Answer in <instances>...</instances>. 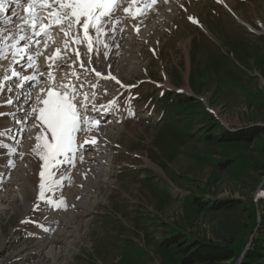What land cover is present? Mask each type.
Masks as SVG:
<instances>
[{
  "label": "rangeland",
  "instance_id": "374dc122",
  "mask_svg": "<svg viewBox=\"0 0 264 264\" xmlns=\"http://www.w3.org/2000/svg\"><path fill=\"white\" fill-rule=\"evenodd\" d=\"M163 7L165 14L149 17L154 20L136 40L137 53L122 55V82L139 95L132 101L123 95L103 123L110 126L104 155L113 165L102 168L96 194H71L68 206L79 177L78 189L90 185L89 170L76 157L74 166L55 169L63 177L58 183L43 169L46 199L40 200L43 162L33 148L41 129L30 111L31 128L18 145L9 132L11 115L0 116V145L7 146L0 147V198L6 196L0 201V264H182L186 252L166 244L174 236L186 246L228 248L236 257L220 264H241L264 238V0H171ZM15 105L0 112L14 113L21 107ZM252 129L259 132L249 142L214 139ZM78 136L81 154L90 139ZM10 159L14 167L6 166ZM19 191L26 194L21 200ZM50 200L60 206L44 203ZM87 200L91 207L75 209ZM220 202L234 207L210 206Z\"/></svg>",
  "mask_w": 264,
  "mask_h": 264
},
{
  "label": "snow or ice",
  "instance_id": "6c2138e0",
  "mask_svg": "<svg viewBox=\"0 0 264 264\" xmlns=\"http://www.w3.org/2000/svg\"><path fill=\"white\" fill-rule=\"evenodd\" d=\"M25 2L28 4L24 9L27 17H21L15 11L9 16L0 17V24L12 25L0 28V61L9 62L4 74L0 76V108L14 105V99L8 93H16V99L19 100L25 91V84L37 82L38 77L43 76L38 64V57L43 55L38 50L40 40L50 37L57 28L66 37L63 48L58 47L54 55L45 57L47 80L51 83L46 89H41L31 107V113L37 122L33 126L41 129L34 137L36 143L33 152L43 162L39 173L41 179L38 197L43 201L46 199V172L43 169L49 170L47 179L53 184L58 183L63 177L55 169L63 163L74 166L73 161L79 148L77 135L92 131L93 125H99V121H94L90 113L100 110L94 101L101 84L93 83L88 75L94 73L101 80H116L111 73L104 76L95 68L86 67L79 46L87 42L88 53H94L98 57V45L103 40L107 57V40L111 38L115 41L117 29L123 31L120 25L127 17L116 15L125 0H0V13L7 12L9 5L19 7ZM123 11L127 14L130 9L125 7ZM143 14V11L139 12V15ZM13 17L21 23L16 24ZM73 55L75 59H72ZM22 60L25 63L22 64ZM91 63L92 56L89 55L88 64ZM25 67L31 70V75L23 74ZM65 67L72 70L56 80V73L63 72ZM116 82L120 83L119 80ZM104 92L107 93L106 88ZM28 99H32L30 92ZM5 115L14 116V113L0 112V116ZM19 122H23V118ZM4 134L5 132H0V135ZM88 142L85 140V143ZM10 155H16L15 148L10 150ZM6 166L14 167V161L10 159ZM48 190L51 191L52 188L49 186ZM36 210H39V205H36Z\"/></svg>",
  "mask_w": 264,
  "mask_h": 264
},
{
  "label": "bare ground",
  "instance_id": "6f19581e",
  "mask_svg": "<svg viewBox=\"0 0 264 264\" xmlns=\"http://www.w3.org/2000/svg\"><path fill=\"white\" fill-rule=\"evenodd\" d=\"M157 1L158 2L155 3L156 7L150 8L147 11L146 8L148 6H151V2H149L148 0H126L125 3L123 4L124 6L121 7V10L116 13L117 16L122 17V18L128 16L127 18L123 19V23L120 25V27H121L124 24L125 27H123V31H119V29H117V33L115 35V41H113L111 38H109L107 40V44H108L107 57H105V49H104L103 54L101 56H98V57L94 53H89V55L92 56V60H94V61H92L91 65H89L88 64V59L85 58V57H87L89 55L88 54L84 55L85 54L84 53V54H82L81 58L84 60L85 66L89 67V68H95V70L97 72L102 73L104 76H107L109 73H111V75L114 76L116 78V80H119L120 82H122L124 76L121 73V71H122L123 67L127 63L125 61V59L122 58V55L124 53L126 54V52L128 54L135 55V53H137L136 51H134V49H135L134 45H135L136 40L142 39L140 36L142 35L141 34L142 31L147 27V23L151 22L152 20H154V19H149V17L154 18V16L166 13L167 9L163 7V4H160L159 6H158V4H159V2L166 3L169 0H157ZM222 4L225 5L224 3H222ZM27 6H28V4H27ZM13 7H14V5H9L8 6V11L6 12V14L3 15L4 13H0V17L9 16L11 14V12L14 11V10H11V8H13ZM125 7L129 8V9L132 7L134 13L129 16L128 13L126 14L123 11V8H125ZM227 10H228V8H227ZM141 11L144 12L143 15H139V12H141ZM27 15L28 14L26 12H24L22 17H27ZM13 21L16 23L18 20L15 21V19L13 18ZM19 23H21L20 20L16 24H19ZM155 23H156V21H155ZM126 25H128L130 28H127ZM3 27H12V25L9 24V25L6 26L4 24H0V28H3ZM137 28L139 29V31H137ZM250 30H252V29H250ZM59 35H64V34L59 31ZM143 36H146V32H145V34ZM65 38L66 37L63 36V39H65ZM50 41H51V39L47 38V37H44L43 39L40 40V44L38 46V50L40 52H42L43 55H44L45 49H47L46 46L51 44ZM21 43H23V42H21ZM84 45H87V42L82 44V46H84ZM56 48H58V47H56ZM56 48L52 49L46 56L54 55ZM60 48H63V41L61 42ZM43 55H40L38 57V64H39L40 72L43 74V76L38 77V81L37 82H31V83H26L25 84V86H24L25 87V91L23 92V94L20 96V99L18 100V101H22L23 100V102L25 103V106H24L25 108H24L23 113H22L23 115H21V114L19 115L18 114V110H17L15 112L14 117H12L14 119L15 124L17 126L12 127L11 131L12 132L14 130L19 131V132H17L18 133L17 137H19L18 142L20 141L21 144H22L21 141L25 140V138H23V135L25 134V137H26L27 131L31 128V126H30V122L31 121H28L27 119H24V118H23L24 119L23 122H19V121L21 120V118L23 116H25V113L27 111L26 108H29V110H31V108H30L31 104L35 100V97L37 96V94H39L41 92V87L39 85L40 82L43 79L45 81H48L47 80V72L45 70V66H46L45 57L46 56L44 57ZM21 63L23 64V63H25V61L22 60ZM8 66H9V62L7 60L0 61V72H1L0 76H2L4 74V69L7 68ZM76 67H77V69H79V64H77ZM71 70L72 69H70L68 67H65L63 72H59L60 76L56 80H60V78L64 75L65 72H70ZM23 74L31 75V70L27 69L25 67V70H24ZM90 75H91V77L88 78L89 80H91V81H96L97 80V82H99L101 84V88L102 89H99V94L97 96V99L94 101L96 103L97 107L100 108V104L104 103V101L108 99V93L110 91V88H109L110 85L106 84V83L108 81H110L111 83H117V82H116V80H112V79H102V80L98 79L95 76L94 73H91ZM45 81H43V82H45ZM49 83H51V82L48 81V83L46 84V88L48 87ZM105 88L107 89V93L106 94L104 92ZM17 90L20 91V89H17ZM29 92L31 93L32 99H28L27 95H28ZM9 94L10 93H8V95ZM15 104L16 103H14V105ZM111 104L112 103H109L108 105H111ZM14 105H12V106H14ZM103 110L104 109H102V111ZM106 110H107V108H105V111ZM0 111H2V109H0ZM3 111H4V109H3ZM94 112H96V111H93V114L91 115L92 119L94 121H99L98 127L93 125V129L95 130L93 135L96 136V140L97 141H94V142L91 141V143H90L91 145H89L91 147H88L87 149H85L84 153H82L81 155H78L77 158H76V160H77V159H79L81 157L80 159L82 161H84L83 164L81 163L83 170H89L88 174H90V182H89L90 185H87V187H85V188L78 189L80 187L79 183H81V180H82V178L80 179V177H79L78 183L75 185L76 188L75 189L73 188L74 189L72 191L73 193H70L68 191V195H67L68 202H69L68 206L70 205V207H73V202H74L73 200L75 198V197L74 198L71 197V194H73V196H77L78 193H80V191L83 192L84 189L86 191L83 192V193H86V194L90 193L91 195L96 194L95 192L97 191V189H99L100 184L103 183V181L101 180V177H103V174H100L101 172H103L102 168L104 167V165L105 166L113 165L112 162H111L112 164H110V162H108L109 161L107 159V155L108 154L104 155V153L108 150L106 146L109 145L108 144L109 138L106 137V135H107L106 132L110 133V129H109V131H106V130L110 126L109 125H105L104 126V124H103V123H105L104 118L103 117H95ZM98 112L100 113L101 110L98 111ZM109 124L111 125V123H109ZM89 132H87V133H89ZM78 138L79 139H82V138H90L91 139V135L84 134V132H82ZM18 145H19V143H18ZM112 171L110 170L109 173H114ZM94 178H96V179H94ZM7 185H9L11 187H14L13 183H12V185H11V183H6L5 188H6ZM93 189H96L94 191V193L91 191ZM25 195L26 194H24L22 191H19L18 195H17L18 196L17 198L19 200H21ZM5 197L4 196L1 197L0 201H3V199ZM87 201L79 202L77 204L74 203L75 209H79L80 208V209H86L87 210V208L91 207V205H90L91 204L90 203L91 200H89L88 202ZM93 205H94V203H93ZM88 211H89V209H88ZM65 226H70V223L66 222ZM51 253H54V254L51 255ZM49 255H51V258H50L51 261H53V260L56 261L57 258H58L57 257V253L54 252V249L52 248V246H51Z\"/></svg>",
  "mask_w": 264,
  "mask_h": 264
},
{
  "label": "trees",
  "instance_id": "16d2710c",
  "mask_svg": "<svg viewBox=\"0 0 264 264\" xmlns=\"http://www.w3.org/2000/svg\"><path fill=\"white\" fill-rule=\"evenodd\" d=\"M259 132L257 129L249 130L245 132L247 134H232L230 132H224L214 139L218 143H235V142H249V140L254 139L256 134ZM264 202V198H261ZM212 209H222V208H232L234 204L232 203H212ZM264 237V236H263ZM259 243L253 246L252 250L247 251L244 254L243 261L241 264H264V238L260 239ZM174 250H181L186 252L185 258L182 264H220L225 261L234 259L233 252L225 247H222L213 243H201V242H190V245L186 246L183 240H179L178 237H172L166 241Z\"/></svg>",
  "mask_w": 264,
  "mask_h": 264
}]
</instances>
